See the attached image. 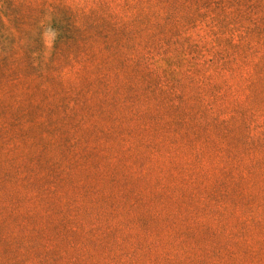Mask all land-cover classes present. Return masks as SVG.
Returning <instances> with one entry per match:
<instances>
[{
    "label": "rangeland",
    "instance_id": "1",
    "mask_svg": "<svg viewBox=\"0 0 264 264\" xmlns=\"http://www.w3.org/2000/svg\"><path fill=\"white\" fill-rule=\"evenodd\" d=\"M0 264H264V0H0Z\"/></svg>",
    "mask_w": 264,
    "mask_h": 264
}]
</instances>
